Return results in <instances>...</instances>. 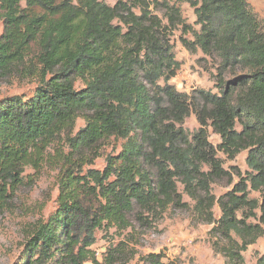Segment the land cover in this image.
<instances>
[{
    "label": "trees",
    "instance_id": "16d2710c",
    "mask_svg": "<svg viewBox=\"0 0 264 264\" xmlns=\"http://www.w3.org/2000/svg\"><path fill=\"white\" fill-rule=\"evenodd\" d=\"M186 1L201 29L185 25L194 39L184 46L244 72L221 80L219 95L190 96L169 83L180 68L170 37L182 19L166 1L0 0V84L38 83L31 96L0 100V202L22 185L26 166L53 156L60 171L58 209L35 225L23 264H128L120 247L96 256V230L186 208L179 184L196 216L213 224L212 246L226 264H245L243 252L264 235V28L247 0ZM152 5L166 8L168 24ZM192 113L200 124L193 135L183 126ZM79 118L85 126L74 133ZM210 126L229 157L249 149L246 177L219 197L211 184L229 173L208 141ZM113 137L123 140L118 154L103 171L83 173ZM164 257L150 253L142 264H166Z\"/></svg>",
    "mask_w": 264,
    "mask_h": 264
},
{
    "label": "rangeland",
    "instance_id": "374dc122",
    "mask_svg": "<svg viewBox=\"0 0 264 264\" xmlns=\"http://www.w3.org/2000/svg\"><path fill=\"white\" fill-rule=\"evenodd\" d=\"M101 1L111 6L116 4V0ZM123 1L137 2V0ZM158 1H166L170 6L179 8L182 19L172 28L170 37L180 68L169 83L178 92L193 96L197 91L205 90L219 95L221 80L234 81L236 77L243 75L244 72L241 70H237V76L231 74L230 69L227 70L222 66L217 54H206L199 47L193 52L184 46L183 38L194 39L191 32L184 31V26L189 25L196 31L201 29V26L196 23L195 8L189 2L186 0ZM247 1L264 28V0ZM151 10L153 14L162 18L164 23H169L166 8L155 9L152 5ZM134 11L139 14L140 8L135 7ZM2 33L3 24L0 22V36ZM159 83L165 84L162 79ZM37 85L38 83L33 79L7 80L0 84V100L12 95L31 96ZM76 85L77 87L82 86L79 82ZM84 126V120L79 118L74 133ZM183 126L191 135L200 128L194 113L186 118ZM237 129L240 130L241 126L237 125ZM207 135L208 141L217 149V156L222 161L223 167L229 173L227 177L211 184L212 192L219 197L232 190L246 177L249 171L247 163L249 149L242 150L231 158L218 149L222 139L211 126L207 129ZM122 143L123 140L114 137L103 142L100 156L92 164L86 165L83 173H87L90 169L103 171L107 157L111 154H118ZM59 175L60 171L53 156L38 166H26L22 174V185L14 191L10 188L9 196L4 202H0V264L24 263L27 257L24 252L25 244L35 225L39 221H47L58 209ZM178 188L183 195V200L188 204L186 208L171 206L162 214L155 216L148 214L145 221L132 218L131 226L126 229L116 227L97 229L95 243L92 246L96 256L101 259L108 249L120 247L123 258L129 261L128 264H142L144 256L160 252L164 254L166 264H226L224 256L216 252L212 246L213 240L216 239L210 233L213 224L204 223L196 216L193 210L194 202L185 193L181 184ZM250 197L262 201L260 192L250 191ZM214 214L216 218L221 216L218 205L214 208ZM249 222H256V220L250 219ZM243 255L245 264H256L258 258L264 256V235L256 243L250 245ZM47 263L55 264L54 262ZM86 264L92 263L87 262Z\"/></svg>",
    "mask_w": 264,
    "mask_h": 264
}]
</instances>
